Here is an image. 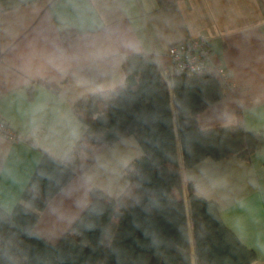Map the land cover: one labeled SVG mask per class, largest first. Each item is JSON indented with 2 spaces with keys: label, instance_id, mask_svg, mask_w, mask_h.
Returning <instances> with one entry per match:
<instances>
[{
  "label": "crops",
  "instance_id": "obj_1",
  "mask_svg": "<svg viewBox=\"0 0 264 264\" xmlns=\"http://www.w3.org/2000/svg\"><path fill=\"white\" fill-rule=\"evenodd\" d=\"M200 34L209 39L210 65L221 69L225 95L199 113V125L241 119L246 130H264V0H0V119L18 135H0V207L9 212L21 200L45 154L67 160L87 128L73 103L122 84L126 54H152L166 78L169 45ZM168 91L192 264L189 183L219 204L224 223L255 250L251 264H264V146L247 160L206 157L183 166L170 80ZM142 153L134 134L94 153L39 211L34 230L57 242L93 188L111 197L124 191L123 170Z\"/></svg>",
  "mask_w": 264,
  "mask_h": 264
},
{
  "label": "trees",
  "instance_id": "obj_2",
  "mask_svg": "<svg viewBox=\"0 0 264 264\" xmlns=\"http://www.w3.org/2000/svg\"><path fill=\"white\" fill-rule=\"evenodd\" d=\"M123 70L119 86L73 103L87 128L67 160L45 154L21 200L9 212L0 207V264H192L168 81L183 166L206 157L250 159L264 146V130H246L241 119L225 127L199 125V113L225 95L223 78L210 64L200 72L172 68L165 78L152 54L133 52ZM128 134L143 153L124 168V191L111 197L93 188L91 202L57 242L39 235L34 225L47 201L94 153ZM187 199L196 264L256 260L255 250L224 223L215 200L196 194L190 183Z\"/></svg>",
  "mask_w": 264,
  "mask_h": 264
},
{
  "label": "built area",
  "instance_id": "obj_3",
  "mask_svg": "<svg viewBox=\"0 0 264 264\" xmlns=\"http://www.w3.org/2000/svg\"><path fill=\"white\" fill-rule=\"evenodd\" d=\"M212 52L209 39L204 34L187 37L167 48L171 67L190 72H200L209 65ZM216 70L221 72L220 68ZM0 135L10 139L18 138L2 119H0Z\"/></svg>",
  "mask_w": 264,
  "mask_h": 264
}]
</instances>
